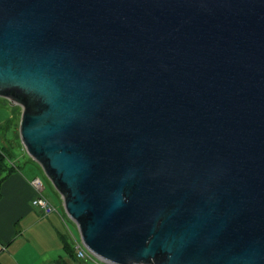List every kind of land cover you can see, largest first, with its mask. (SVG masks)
Segmentation results:
<instances>
[{
  "label": "water",
  "instance_id": "1",
  "mask_svg": "<svg viewBox=\"0 0 264 264\" xmlns=\"http://www.w3.org/2000/svg\"><path fill=\"white\" fill-rule=\"evenodd\" d=\"M0 96L105 264H264V0H0Z\"/></svg>",
  "mask_w": 264,
  "mask_h": 264
},
{
  "label": "crops",
  "instance_id": "2",
  "mask_svg": "<svg viewBox=\"0 0 264 264\" xmlns=\"http://www.w3.org/2000/svg\"><path fill=\"white\" fill-rule=\"evenodd\" d=\"M13 165L11 175H7V171L4 175L0 174V264H31L28 261H41V251L50 248L60 250V253L56 252L58 264H105L95 258H79L74 245H70L74 248L72 254L66 250L65 234L51 220L44 221L41 218L46 215L50 217V213L32 204L37 196L32 185V180L38 178L36 171L28 169L24 173L16 164ZM58 215L64 221L59 211ZM54 255L52 253L50 256Z\"/></svg>",
  "mask_w": 264,
  "mask_h": 264
},
{
  "label": "rangeland",
  "instance_id": "3",
  "mask_svg": "<svg viewBox=\"0 0 264 264\" xmlns=\"http://www.w3.org/2000/svg\"><path fill=\"white\" fill-rule=\"evenodd\" d=\"M21 114V106L13 104L10 100L0 96V147H5L6 153L8 155L7 163L9 166L11 165V163L16 164L24 173H27L28 169L36 171V175L38 176V178H40L44 185V189L41 191V194H43L44 197H46L49 202L56 208V211H53L48 214L50 215V217H47V215L41 216L42 220H51L53 224L58 227V229L63 234H65L66 241L72 247L73 245L74 247H76L75 239L81 243L80 234L77 225L70 219L64 209L61 195L54 188L53 184L48 179V177L44 174L41 166L37 162L31 160L32 158L27 154L20 138L19 140H17V138L15 137L14 132L15 129L17 130V123L20 124ZM5 172H3L2 175H4ZM33 181L34 179L32 180V185ZM58 211L64 217V221L60 219ZM55 221H58L57 225L55 224ZM57 251H59L60 253V250H56L54 248H50L49 250H43L41 251L40 256L41 261L28 262H30L31 264H58L57 260L59 258H56ZM52 253H54L55 255L50 256ZM52 258H55L56 261Z\"/></svg>",
  "mask_w": 264,
  "mask_h": 264
},
{
  "label": "built area",
  "instance_id": "4",
  "mask_svg": "<svg viewBox=\"0 0 264 264\" xmlns=\"http://www.w3.org/2000/svg\"><path fill=\"white\" fill-rule=\"evenodd\" d=\"M33 185L37 191V196L33 199L32 204L36 207H40L46 213L56 211V208L49 202V200L41 194L44 189V185L40 178H36L33 181ZM77 256L82 259L94 258L84 247V245L76 240Z\"/></svg>",
  "mask_w": 264,
  "mask_h": 264
},
{
  "label": "trees",
  "instance_id": "5",
  "mask_svg": "<svg viewBox=\"0 0 264 264\" xmlns=\"http://www.w3.org/2000/svg\"><path fill=\"white\" fill-rule=\"evenodd\" d=\"M19 123H17V130L15 129V137L17 138V140H19ZM18 132V133H17ZM7 158H8V155L6 153V150H5V147H0V174H2L3 172L7 171V175H11L12 172L14 171V165L13 163H11V165L9 166L8 163H7ZM10 161V159H9ZM5 179L2 178L1 181H3ZM64 239V238H63ZM64 247L66 248V250L69 252V253H73L74 252V248H72L70 246V244L68 242H66V240L64 239Z\"/></svg>",
  "mask_w": 264,
  "mask_h": 264
}]
</instances>
